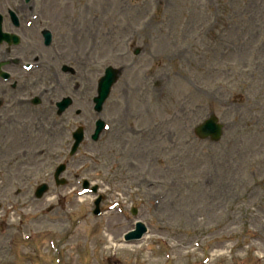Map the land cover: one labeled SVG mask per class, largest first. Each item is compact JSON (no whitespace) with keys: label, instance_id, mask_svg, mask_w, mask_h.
<instances>
[{"label":"rangeland","instance_id":"obj_1","mask_svg":"<svg viewBox=\"0 0 264 264\" xmlns=\"http://www.w3.org/2000/svg\"><path fill=\"white\" fill-rule=\"evenodd\" d=\"M11 8L36 23L8 57L41 64L30 75L16 71L28 88L11 101L39 97L48 109L0 111V122L14 125L0 136V161L14 160L9 175L0 165V214L19 199L32 217L14 229L0 223V264H264V0H0L1 13ZM54 47L83 86L62 73ZM108 66L122 75L100 115L110 129L93 143L92 99ZM66 96L73 106L59 117L55 104ZM211 114L225 125L219 144L192 135ZM78 120L89 135L70 158ZM64 162L67 184L57 187L51 175ZM83 180L101 187L104 203L118 201L130 222L116 212L94 218ZM42 182L50 190L36 200ZM136 219L149 237L124 248L121 235ZM27 228L32 238L19 234Z\"/></svg>","mask_w":264,"mask_h":264},{"label":"water","instance_id":"obj_2","mask_svg":"<svg viewBox=\"0 0 264 264\" xmlns=\"http://www.w3.org/2000/svg\"><path fill=\"white\" fill-rule=\"evenodd\" d=\"M107 74H109V71L107 72ZM107 78V77H106ZM106 78H105V80L103 81V83L106 81ZM111 79H112V76L110 77V81H111ZM110 83V82H109ZM103 99V96L101 95V99H100V101Z\"/></svg>","mask_w":264,"mask_h":264}]
</instances>
